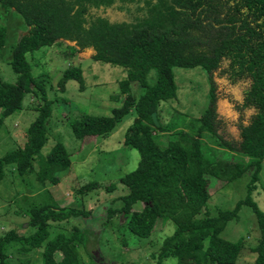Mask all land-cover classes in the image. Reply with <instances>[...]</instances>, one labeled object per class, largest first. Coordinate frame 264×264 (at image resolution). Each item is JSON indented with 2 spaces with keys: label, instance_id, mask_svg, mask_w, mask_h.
Segmentation results:
<instances>
[{
  "label": "trees",
  "instance_id": "16d2710c",
  "mask_svg": "<svg viewBox=\"0 0 264 264\" xmlns=\"http://www.w3.org/2000/svg\"><path fill=\"white\" fill-rule=\"evenodd\" d=\"M7 9L22 18L26 30L10 55L17 80L0 84V128L22 108L26 94L40 98L41 103L24 146L0 158V183L9 165L19 176L34 172L42 188L57 184V174L70 167V155L61 143L47 155L41 153L47 143L52 103L43 85L32 77L26 58L64 43L76 52L88 53L93 61L126 72L119 82L121 96H125L118 107L108 116L82 115L70 124L76 141L91 140L108 136L125 116L135 114L123 145L138 153L139 162L120 178L126 192L119 198L120 206L108 209L106 220L118 215L140 239L151 237L158 222H172L173 233L163 240L157 264L167 258L176 259V264H237L241 240L230 242L220 234L228 222L237 219L242 206H249L261 231L259 244L251 249L257 254L254 264H264V213L251 199L264 159V0H0V12ZM1 34L0 29V46ZM196 67L208 74L209 106L194 135H171L162 148L153 137V126L160 103L176 98L173 69ZM151 71L156 73L152 85L148 81ZM214 72L230 84L247 82L236 108L252 113L236 137L230 133L232 122L219 112ZM68 81L84 89L80 67L64 70L57 83L60 92ZM132 82L144 89L136 100L129 94ZM204 135L216 139L220 149L205 145ZM248 171L251 178L245 198L233 210L210 216V178L232 182ZM113 190L114 186L107 187L108 192ZM25 214L34 232L24 236L11 230L1 236L0 264H7L6 250L14 245L23 253L42 248L41 264H78L73 247L86 245V232L73 227L49 237L48 228L50 222H87L93 218L91 211L46 203ZM55 253L62 255L60 261L54 259Z\"/></svg>",
  "mask_w": 264,
  "mask_h": 264
},
{
  "label": "rangeland",
  "instance_id": "374dc122",
  "mask_svg": "<svg viewBox=\"0 0 264 264\" xmlns=\"http://www.w3.org/2000/svg\"><path fill=\"white\" fill-rule=\"evenodd\" d=\"M0 29V84H13L17 75L9 65L10 55L13 46L24 34L26 26L18 14L7 9L0 12ZM26 58L32 77L43 85L46 98L52 103V113L46 124L47 143L41 153L45 156L55 144L61 143L70 155V167L57 174V184L42 188L34 172L19 176L12 165L6 166L4 178L0 183V237L11 230L24 236L34 232V228L27 224V209L46 203L59 207H82L91 211V220L50 222L48 228L49 237L68 232L73 227L86 232V245L76 244L73 247V255L78 264H157V255L163 240L173 233L172 222H158L151 237L140 239L130 233L126 220H122L118 215L106 220L108 209L120 206L119 198L126 192L119 182L120 178L132 171L139 162L138 153L123 145L134 112L125 116L106 137L76 141L70 127L71 122L82 115L108 116L113 108L122 103L125 95L121 96L119 82L124 79L125 70L93 61L88 53L76 52L73 47L64 43L42 48L28 54ZM69 67L81 68L84 79L82 91L75 81L66 82L63 92L58 90L57 83L64 70ZM173 75L177 86L176 98L160 103L153 126V137L162 148L171 135L175 138H178L181 132L194 135L199 119L210 101V80L202 68H174ZM212 79L221 117L232 122L230 133L232 137H236L239 126L245 125L252 113L251 110L240 111L236 108L247 82L237 81L230 84L216 72ZM155 80L156 73L151 71L148 76L149 84L152 85ZM129 88V94L135 100L144 93L138 82H132ZM40 103V98L26 94L22 108L4 120L0 128V158L24 146L27 129L36 119V108ZM242 120L244 122H241ZM202 138L208 147L220 149L216 139L206 135ZM249 175L250 171L232 182L210 178L207 188L210 195L208 214L215 216L219 211L233 210L236 203L246 196L247 184L251 178ZM90 184L87 191H84V188V192L81 191V187ZM110 185L114 186V190L108 192L107 187ZM251 199L264 213V159ZM204 215L206 212L200 214L201 217ZM237 215V219L228 222L220 236L230 242L241 240L242 248L237 264H254L257 254L251 249L256 247L261 239L257 219L251 208L245 205ZM41 252L42 248H37L23 253L14 245L6 250V263L41 264ZM61 258L60 253L54 254L56 261ZM160 264H176V259L167 258Z\"/></svg>",
  "mask_w": 264,
  "mask_h": 264
}]
</instances>
